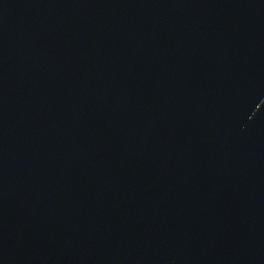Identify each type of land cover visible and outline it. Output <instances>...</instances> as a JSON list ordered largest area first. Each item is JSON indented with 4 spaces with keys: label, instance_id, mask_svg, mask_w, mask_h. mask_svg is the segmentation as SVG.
<instances>
[{
    "label": "water",
    "instance_id": "water-1",
    "mask_svg": "<svg viewBox=\"0 0 264 264\" xmlns=\"http://www.w3.org/2000/svg\"><path fill=\"white\" fill-rule=\"evenodd\" d=\"M0 264H264V0H0Z\"/></svg>",
    "mask_w": 264,
    "mask_h": 264
}]
</instances>
